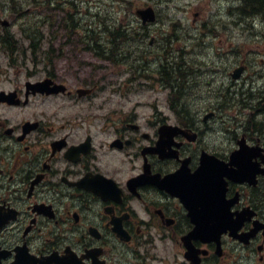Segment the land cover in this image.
<instances>
[{
  "label": "flooded vegetation",
  "instance_id": "flooded-vegetation-1",
  "mask_svg": "<svg viewBox=\"0 0 264 264\" xmlns=\"http://www.w3.org/2000/svg\"><path fill=\"white\" fill-rule=\"evenodd\" d=\"M10 25L18 23L0 22V79L14 84L0 89L3 264L17 250L72 253L87 264H264V81L259 97L236 92L232 83L243 79L228 68L230 82L200 105L188 95L201 78L214 82L212 69L186 70V58L175 57L140 65L144 78L106 85L84 70L62 71L60 60H80L64 52L67 42L53 46L48 63L37 56L30 73L23 27ZM171 66L178 74L168 75ZM149 90L163 105L134 96ZM236 94L246 116L234 109ZM226 122L219 134L215 125ZM234 152L250 157L253 181L212 172L213 157L229 163Z\"/></svg>",
  "mask_w": 264,
  "mask_h": 264
},
{
  "label": "rangeland",
  "instance_id": "rangeland-1",
  "mask_svg": "<svg viewBox=\"0 0 264 264\" xmlns=\"http://www.w3.org/2000/svg\"><path fill=\"white\" fill-rule=\"evenodd\" d=\"M30 2L31 0H15L16 7L23 8L21 14L12 11L7 3H1L3 7H0V22L18 23V25L9 26L14 31L18 30L20 25L22 27L33 25L34 23L32 22L33 24H31L28 19H33L32 15L36 13V7L31 6ZM105 3L106 6H104ZM137 3L139 6L143 7L152 5L159 14V19L156 23L146 27V37L148 39L154 37L153 46L150 45L145 49L146 54L141 53V50L136 51V49L142 47V43H137L131 48V53H134L136 57L139 56L138 59L142 56L145 57V62L143 60H136L133 65L139 67L143 63H149L156 66L160 63L158 61L160 55L168 53L167 56L169 57L173 56L175 53V57L182 59L187 57L184 61L186 70L194 67L198 70L208 72V69H212V73L216 74L214 82L207 85L205 83L206 80L208 79L210 81L211 78L210 76H205L206 78H201L200 80L202 89H197L195 92H190L191 94L188 95L189 101L197 100V103L203 105L207 103L206 99L211 95L210 92L214 85L230 82L229 72L238 66L235 63H238L240 61L239 59H241L246 63L248 68L243 73V76L241 75L240 77L243 79V83H232L233 89L236 92H241L243 90L247 92V90L251 89L250 92H248L249 96H264L263 92L260 95L255 94L257 92L256 87L259 85L262 86L264 81V30L259 29L258 26H255V28L251 26V29H247L241 25H235L228 16L229 12L226 0H137ZM79 8V16L81 17V25L83 26L86 22L88 26L90 24L92 26L96 25L95 22L97 21V15H99L98 12L100 14L102 12L110 13L118 9L117 4L112 3V5L109 6V1L104 2V0H79ZM39 13L40 15L39 17L37 16V18H40L44 12ZM116 14L117 12L113 13V15ZM128 15L132 19V23L139 24L137 20L136 22L133 20L130 12H128ZM171 18H174L181 25H176L173 30H170L169 25ZM49 19V21L53 22L52 29H54L55 35L53 34L52 42L54 49L62 47V43L66 44L67 42L69 44L63 46L64 52L67 51L66 54L71 56L79 55V62L76 61L74 64H72V62L70 63V61L60 60L59 67L62 71L76 72L78 69L79 71L84 70L87 75L89 74V77H94V75L99 76L106 85H121L128 80V77H131L126 67L131 65V63L112 65L106 60L97 58L91 51H85L80 45L76 44V42L80 44L79 39L81 36L79 35L83 32L82 30L79 33H72L71 36H67L65 31L59 28L63 23L58 17L51 15ZM203 22H206L207 25L199 28L198 25ZM97 33L98 40L100 42H105L106 40L103 38V34ZM160 34H168L175 39L165 42L161 39ZM21 42H19V45H21ZM59 44L61 45L59 46ZM232 48L233 50L231 51ZM180 51H184L188 54H186V57L181 56L182 54L178 55ZM135 56L132 55L131 58ZM3 57L4 55L2 51H0V68L6 69V63ZM189 57L192 58L188 59ZM37 58L41 61L43 57L38 56ZM31 60L25 57V64L23 65V70L29 71L30 73H32L35 68ZM70 64L73 67H71ZM78 65H83V67L78 68ZM64 67H71V70H66ZM155 69L156 68H154V70H149V76L155 77L157 75ZM185 69L183 68L182 72H185ZM227 69L229 72L225 73ZM169 70L168 75L170 76L177 73V71L173 69ZM19 71L20 74L16 79L22 81L24 71ZM143 72L145 73V71ZM7 75L12 78L10 74ZM8 76H6V78ZM33 76L37 77L40 75L36 74ZM140 78H144V76H140ZM140 81L143 82L144 79L136 80V83ZM128 85L130 84L128 83ZM156 85H158V83ZM12 86H14V84L10 82L9 79L5 81L0 79V89H9ZM135 93L134 96L137 100L141 99V101H147L150 98L149 100L153 101L158 97L159 99L157 101L159 105H163L162 101L164 95L160 92H151V90H149V92L140 93L135 91ZM238 95L239 94H236V96L233 97V100L237 104V108L234 109L237 114L246 116L249 113V108L247 106L244 107V103L246 102H237V100L240 99ZM244 96L245 101L247 93H244ZM228 125L229 123L226 122L224 125L218 123L215 126L218 133L221 134V129ZM233 129L234 128H231L230 130ZM223 144H225V142H223Z\"/></svg>",
  "mask_w": 264,
  "mask_h": 264
},
{
  "label": "trees",
  "instance_id": "trees-1",
  "mask_svg": "<svg viewBox=\"0 0 264 264\" xmlns=\"http://www.w3.org/2000/svg\"><path fill=\"white\" fill-rule=\"evenodd\" d=\"M106 1H109V6L112 3L117 4L118 9L110 13L102 12L100 14L98 12L99 15L95 14L97 15L96 25L92 26L90 24L88 26L86 22L83 26L79 16V0H31L30 4L36 7V13L32 15L33 19H28L31 24H34L25 28L24 37L29 40L26 50L35 54L37 49H41V53L45 56H53L50 54L54 51L52 43L46 37L52 38V22L49 21V17L52 12H56L63 23L61 29L65 31L67 36H71L72 33H79L81 30L83 31L79 36H81L80 40L83 42L84 48L93 50L100 58H106L114 65L122 62V60H127V55L131 54V48L139 40L145 38V33L140 32L142 26L132 23V19L128 15V12H130L133 20L136 21L133 16V9L138 7L139 4L137 0ZM106 1L104 0V2ZM4 2L8 4L12 11H16L19 14L23 12V8L16 7L15 0H0V7H3L1 3ZM227 4L228 16L235 25H241L247 29H251V26H258L259 29L264 30V0H227ZM104 6H106V3ZM39 12L44 13L40 18H37L40 15ZM115 12L117 14L113 15ZM38 22H41V24H38ZM174 23V20H170V28L172 30L175 28ZM97 32L103 34L105 42L98 40ZM10 37L13 38L12 36ZM160 37L165 42H169L171 39L173 41V38L168 34H160ZM9 46L12 47V45ZM49 60L47 58V61Z\"/></svg>",
  "mask_w": 264,
  "mask_h": 264
},
{
  "label": "water",
  "instance_id": "water-1",
  "mask_svg": "<svg viewBox=\"0 0 264 264\" xmlns=\"http://www.w3.org/2000/svg\"><path fill=\"white\" fill-rule=\"evenodd\" d=\"M136 14L141 18L142 22L155 20V12L153 8L150 6L136 9ZM240 71L241 68H237L233 73V77L238 76ZM240 149H244L242 144ZM212 159L215 162L212 163L211 170L212 172H216L217 175H220L222 173L229 174L230 177L238 181L254 180V176H255L254 166L250 161V157L247 156L246 154H242L241 152H237V153L234 152V154H232L230 157L229 163H225L215 158ZM235 159H237V162H234ZM233 163L235 164V166H237V168L228 167V165H233ZM207 167L208 164H203L201 166V168H207ZM216 180L217 182H220L219 178H217ZM0 255H3V253H0ZM10 264H84V263H82L79 259L69 254H65L61 256L53 254V255L37 258L29 255L28 253H25V251L18 250L15 256V260Z\"/></svg>",
  "mask_w": 264,
  "mask_h": 264
}]
</instances>
